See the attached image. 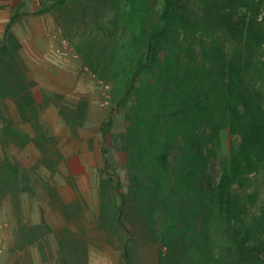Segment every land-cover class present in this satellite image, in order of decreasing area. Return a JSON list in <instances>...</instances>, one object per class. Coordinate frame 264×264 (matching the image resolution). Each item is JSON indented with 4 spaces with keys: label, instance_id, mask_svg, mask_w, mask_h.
Instances as JSON below:
<instances>
[{
    "label": "trees",
    "instance_id": "1",
    "mask_svg": "<svg viewBox=\"0 0 264 264\" xmlns=\"http://www.w3.org/2000/svg\"><path fill=\"white\" fill-rule=\"evenodd\" d=\"M37 1L110 86L97 228L117 238L124 263L264 264V0ZM23 6L0 46V100L13 98L26 118L36 98L11 30ZM225 129L236 136L228 154ZM0 165V200L34 194L25 169L8 157ZM72 207L61 209L68 220ZM15 230L13 264H34L27 249L51 237L59 264L89 263L69 230L21 216ZM145 250L156 251L153 262Z\"/></svg>",
    "mask_w": 264,
    "mask_h": 264
},
{
    "label": "rangeland",
    "instance_id": "2",
    "mask_svg": "<svg viewBox=\"0 0 264 264\" xmlns=\"http://www.w3.org/2000/svg\"><path fill=\"white\" fill-rule=\"evenodd\" d=\"M50 14L54 21L52 35L61 28L71 43L72 39L64 27L54 14ZM45 41L46 49L41 50L44 52L42 61L26 56V80L34 91L36 109L25 118L19 108L9 107L7 131L2 126L6 121L0 118V161L8 157L19 169H25L30 175L34 194L25 191L17 195L8 193L0 200V222H13L14 226L20 216L29 223L46 220L56 230L64 233H69L66 232L69 230L84 239L89 251V264H125L117 247V238H110L97 228L103 182L100 125L110 111V86L106 88L107 85L97 80L81 55L78 59L62 57L55 52V40L46 35ZM59 103L66 106L70 114H78L75 122L67 123L60 115L56 107ZM76 119L81 125L78 121L76 124ZM115 119L113 131L118 132L124 125L122 111L117 112ZM235 137L229 130H222L223 154H228ZM22 187L19 182L17 189ZM65 203L73 206L68 210L73 214L69 220L64 211H57L64 208ZM75 212L77 215L74 216ZM11 231L13 233V227ZM8 239L9 245L10 237ZM49 241L46 238L31 248L36 264H59L52 254L55 242L52 237ZM145 252L144 258L153 262L156 251ZM9 253L10 249H6L0 264H7L14 257V253ZM17 258L15 255L14 261Z\"/></svg>",
    "mask_w": 264,
    "mask_h": 264
},
{
    "label": "crops",
    "instance_id": "3",
    "mask_svg": "<svg viewBox=\"0 0 264 264\" xmlns=\"http://www.w3.org/2000/svg\"><path fill=\"white\" fill-rule=\"evenodd\" d=\"M22 2L24 3V6L21 8L22 14H20V16L14 22L11 30L16 34L22 45V48L20 50V55L22 56V59L27 65L28 62L26 61V56L31 59H37L39 61H42L44 59L43 58L44 52H42L41 50L46 49L45 43H47L48 41V40L45 41L46 35H48L49 39H53L51 33L52 32L51 27H53L54 21L52 19L53 16L50 13L39 12L40 8L37 0H17L13 2H11V0H0V46L4 41V35L6 33V29L9 25V22L12 19L13 13L18 7V5L21 4ZM32 92L34 93V91ZM11 103H13V105H10ZM13 106L17 107L18 109L17 102L11 97H6L0 100V111L3 110V117L7 119L6 124L5 125L2 124L3 128L6 127L10 122V118L6 114L8 112V108L9 107L11 108ZM0 118L5 122V120L2 118L1 113H0ZM5 197H7V195L4 196L3 198ZM57 211L60 213L62 212L61 209H58ZM12 227H13V233L11 231ZM15 228L16 225L13 226V222H11V224L7 223V221L6 223L0 222V235L5 240L6 249L7 250L10 249L9 254L12 253V247L14 245V238L16 231ZM54 229L56 230V228ZM9 231H11V233H9ZM8 237H10L11 240V243L9 245H8V241H9ZM32 247L35 246H30L27 249V252H29L31 256L33 254L31 251ZM52 251H53L52 254H54L56 259L57 249L54 247ZM13 253H14V257L8 260L7 264L15 263L14 262L15 255H18L19 257L22 254V252L18 250ZM32 261L34 264H36L33 256H32Z\"/></svg>",
    "mask_w": 264,
    "mask_h": 264
},
{
    "label": "built area",
    "instance_id": "4",
    "mask_svg": "<svg viewBox=\"0 0 264 264\" xmlns=\"http://www.w3.org/2000/svg\"><path fill=\"white\" fill-rule=\"evenodd\" d=\"M53 39L57 42L55 46V52L62 57L71 56L74 59H78L80 54L71 45L69 39L62 34V29L58 28L52 35ZM109 88L107 85L106 88ZM6 251V245L4 238L0 235V261L3 258Z\"/></svg>",
    "mask_w": 264,
    "mask_h": 264
}]
</instances>
